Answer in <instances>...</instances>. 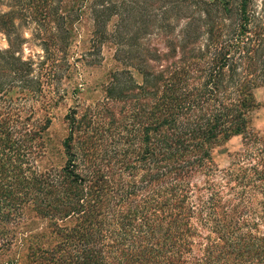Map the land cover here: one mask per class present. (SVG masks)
Returning <instances> with one entry per match:
<instances>
[{
	"label": "trees",
	"instance_id": "1",
	"mask_svg": "<svg viewBox=\"0 0 264 264\" xmlns=\"http://www.w3.org/2000/svg\"><path fill=\"white\" fill-rule=\"evenodd\" d=\"M0 32L3 264H264V0H0Z\"/></svg>",
	"mask_w": 264,
	"mask_h": 264
},
{
	"label": "rangeland",
	"instance_id": "2",
	"mask_svg": "<svg viewBox=\"0 0 264 264\" xmlns=\"http://www.w3.org/2000/svg\"><path fill=\"white\" fill-rule=\"evenodd\" d=\"M3 10H8L6 7H3ZM33 26L25 27L23 26V33L26 34V37L30 39V43L24 47V54L26 57L38 58L43 55L41 48V42L39 39L33 38L32 30ZM9 44L6 39V36L0 32V49H8ZM111 50L106 47L104 51L105 62L102 68H92L87 66H81V72L83 78L88 82L90 87H100L108 75V73L115 69V61L112 60ZM67 84H70L69 81H66ZM92 88L90 98H95L99 95L101 90ZM258 101L262 104V108L258 110L254 115V127L258 131H264V89H260L257 92ZM71 103L68 102L65 105H60L58 108L54 109L51 114V127L46 133V139L49 146L50 159L56 164L63 162V151L62 143L67 135V125L65 123V116L69 110ZM243 150V138H235L220 147L216 152V161L220 169H227L230 166L233 155L241 152ZM7 260L6 257L0 260V264H3Z\"/></svg>",
	"mask_w": 264,
	"mask_h": 264
}]
</instances>
